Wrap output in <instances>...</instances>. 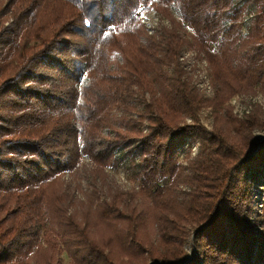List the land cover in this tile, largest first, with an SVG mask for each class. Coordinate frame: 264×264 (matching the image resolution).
I'll use <instances>...</instances> for the list:
<instances>
[{
  "label": "trees",
  "instance_id": "trees-1",
  "mask_svg": "<svg viewBox=\"0 0 264 264\" xmlns=\"http://www.w3.org/2000/svg\"><path fill=\"white\" fill-rule=\"evenodd\" d=\"M258 89L264 0H0V264H264V111L230 105Z\"/></svg>",
  "mask_w": 264,
  "mask_h": 264
},
{
  "label": "rangeland",
  "instance_id": "rangeland-1",
  "mask_svg": "<svg viewBox=\"0 0 264 264\" xmlns=\"http://www.w3.org/2000/svg\"><path fill=\"white\" fill-rule=\"evenodd\" d=\"M154 13L155 17L154 19H150L145 24L149 23L151 24V27H161L162 25H168V20L163 19L158 13ZM175 14V13H174ZM175 17L178 18L177 13L175 14ZM190 31V30H188ZM184 50L187 52V55L184 56L183 59H180L184 65L187 67L185 70H193V79L196 89L206 95L207 97H212L213 92V85L211 81V70L209 67V64L205 58L197 54L194 50L189 48H184ZM258 93H255L253 95H236L234 96L231 101L230 105L233 107V112L238 117H243L245 114H248L252 109L255 107H261L264 111V96L262 94V90L258 89ZM202 121L204 125H206L208 128L210 127L213 116L211 114V111L204 110L201 113ZM260 137H264L263 134L258 133L257 134ZM187 147V146H186ZM199 146L197 144L189 145V147L185 151L180 153L179 156V162L184 163V155L189 154L190 157H195L198 153ZM87 161V159L85 158ZM108 172L115 178L117 181V184L124 190L130 191L132 189H136L139 185L138 177H137V170L135 168H132L128 166V164H122L117 169L108 168ZM257 210H260L257 208ZM150 215L152 217L153 213L150 211ZM93 217L96 219L98 225H99V231H108L112 230V228L109 226V224H106L102 219L99 218L98 215L94 214ZM94 230V228H93ZM97 238L100 239L101 236L97 235ZM191 242V241H190ZM188 242L186 244V250L191 253L193 251L191 243ZM60 263L59 264H73L74 262L72 259L67 255V253H63L59 256Z\"/></svg>",
  "mask_w": 264,
  "mask_h": 264
},
{
  "label": "built area",
  "instance_id": "built-area-1",
  "mask_svg": "<svg viewBox=\"0 0 264 264\" xmlns=\"http://www.w3.org/2000/svg\"><path fill=\"white\" fill-rule=\"evenodd\" d=\"M154 15H155V14L152 13V12L144 13V14L142 15V22H143V24L145 25V27L147 28V30H148V32H149L150 34L153 33L154 30L158 28V26H157V27H151V24H149L150 22L147 23V24H145V23L148 22L150 19H154V18L157 17V16L155 17ZM185 55H187V52H186V51H185V53L183 54V56H182L181 59H183Z\"/></svg>",
  "mask_w": 264,
  "mask_h": 264
}]
</instances>
